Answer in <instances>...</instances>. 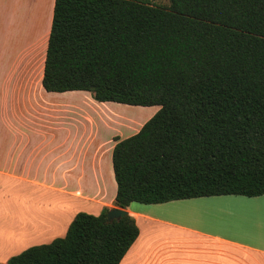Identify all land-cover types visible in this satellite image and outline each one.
<instances>
[{"label": "trees", "instance_id": "trees-1", "mask_svg": "<svg viewBox=\"0 0 264 264\" xmlns=\"http://www.w3.org/2000/svg\"><path fill=\"white\" fill-rule=\"evenodd\" d=\"M42 86L159 107L115 138L114 208L264 195V0H55ZM109 209L7 264H119L139 231Z\"/></svg>", "mask_w": 264, "mask_h": 264}, {"label": "crops", "instance_id": "crops-1", "mask_svg": "<svg viewBox=\"0 0 264 264\" xmlns=\"http://www.w3.org/2000/svg\"><path fill=\"white\" fill-rule=\"evenodd\" d=\"M54 2L0 0V192L7 196L6 184L15 186L8 195L14 232L0 243V264L20 253H10L19 236L42 233L48 244L65 236L77 213L114 208L115 138L135 134L148 120L88 92L43 89ZM34 189L61 202L38 211L39 225L30 227L16 218L33 209ZM223 202L235 206L216 207ZM127 213L139 234L119 264H264V195L132 203Z\"/></svg>", "mask_w": 264, "mask_h": 264}, {"label": "rangeland", "instance_id": "rangeland-1", "mask_svg": "<svg viewBox=\"0 0 264 264\" xmlns=\"http://www.w3.org/2000/svg\"><path fill=\"white\" fill-rule=\"evenodd\" d=\"M148 1L154 5L168 6V0H148ZM117 106L120 108H123L124 110L121 112L123 114L128 115L130 118L136 117L138 114H140L142 116V119H149L159 109L158 106H152V107H135V108H133L135 110H131V109L127 110L126 105H124V106L117 105ZM129 107H133V106H129ZM121 112L119 111V115H118L119 117H121V114H122ZM141 113H143V114H141ZM11 189L15 190V186H13V184H10L8 182V185L6 184V187L4 188V191H7V196H6L5 192H2L4 194V196H2V197L0 196V243L4 242L3 239L9 238V236L11 234H13V232H14V230L11 232V229H10L13 227V221L11 222V220H10L11 211L9 210V207H8V204L10 201V196H8V195H9V192ZM29 191L30 190H28V192ZM33 192H34V198L30 204V205H32L34 203L33 209H30L29 213L22 215V217H19V215H18V218H16L17 223H18V221H19V223L20 222L26 223L30 227H34L36 225H39L37 222L40 221V217L42 216V214H39L38 211L42 212L43 207L46 208L47 205L48 206L56 205V204H59L61 202V199L57 195L47 196V194H41L42 192L39 193L38 190H36V189H34ZM2 193L0 192V195H2ZM29 197H32V196H29ZM237 198H240V197H237ZM244 198H247V197H244ZM185 202H187V201H185ZM135 204H139V203H135ZM182 204H187V203H182ZM220 204L223 205L222 208L224 207L225 209H226V207L235 206V204L232 202H226V203L223 202V203H217L216 207H220L221 206ZM239 206H241V205H239ZM44 210H46V209H44ZM85 211H84L85 213H89L92 215H96V213H97L96 209H87ZM209 213H211V212H209ZM13 215H14V219H15V213H13ZM210 216H212V214H209V217ZM16 217H17V214H16ZM11 225H12V227H11ZM23 238L24 237H20V236L18 237L17 245H15V243H13V240L11 241V243H12L11 247L12 246H15V247H13L10 250V253L16 254V253L21 252V251H23V250H25L31 246H36V245H41L43 243H46V238L44 237V234H42V233L37 235V236H33L31 239L27 238V240L22 241ZM12 239H14V238H12Z\"/></svg>", "mask_w": 264, "mask_h": 264}, {"label": "water", "instance_id": "water-1", "mask_svg": "<svg viewBox=\"0 0 264 264\" xmlns=\"http://www.w3.org/2000/svg\"><path fill=\"white\" fill-rule=\"evenodd\" d=\"M127 212L118 208H110L106 213V223H110L113 220H117L123 217Z\"/></svg>", "mask_w": 264, "mask_h": 264}]
</instances>
